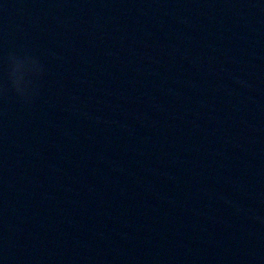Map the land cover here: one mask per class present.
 Instances as JSON below:
<instances>
[{
	"label": "water",
	"instance_id": "95a60500",
	"mask_svg": "<svg viewBox=\"0 0 264 264\" xmlns=\"http://www.w3.org/2000/svg\"><path fill=\"white\" fill-rule=\"evenodd\" d=\"M264 208V0H0V264Z\"/></svg>",
	"mask_w": 264,
	"mask_h": 264
}]
</instances>
